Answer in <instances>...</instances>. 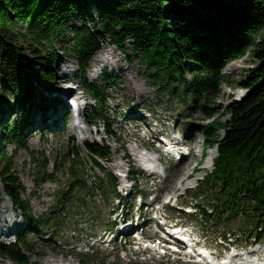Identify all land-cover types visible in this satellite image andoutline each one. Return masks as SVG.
Returning a JSON list of instances; mask_svg holds the SVG:
<instances>
[{
	"label": "trees",
	"instance_id": "trees-1",
	"mask_svg": "<svg viewBox=\"0 0 264 264\" xmlns=\"http://www.w3.org/2000/svg\"><path fill=\"white\" fill-rule=\"evenodd\" d=\"M19 24L23 31L16 29ZM16 38L27 43L32 57L28 58ZM56 41L66 44V50L76 57L79 67L74 77L83 79V89L96 101L85 104L87 124L98 126L108 114L105 90L111 87L112 77L103 74L100 83L87 77L92 59L105 45L123 49L130 43L159 97L180 96L181 105L201 102V111L213 117L208 125L198 126L204 132V155L216 148L217 156L212 171L198 182L192 195L195 215L203 220V227L239 223L250 238L264 233V0H0V74L4 88L14 94L22 92L20 113L25 99L33 94L31 77L36 81L53 79L56 59L49 49ZM244 46L252 47L258 65L239 82L246 90L243 97L215 116L210 102L224 79L222 69L244 54ZM187 74L193 80H188ZM228 114L230 118L223 120ZM7 128L8 142L27 147L19 124ZM107 132L112 133L110 129ZM86 150L98 165L99 159H110L109 147L102 142L87 143ZM66 154L64 166L71 188L86 189L77 166L80 150L69 148ZM11 156L0 154V207L6 194L22 210L29 227L58 226L71 217L60 214L63 204L65 200L69 205L80 202V195L76 198L75 193L66 192L57 198L56 208L33 215L22 200L24 190L13 172ZM31 158L36 178L44 177L40 175L46 168L44 161L34 154ZM58 158L54 155L55 169L61 166ZM109 178L111 187L105 189V195L111 205L118 196L117 177L109 173ZM29 244L27 235L19 233L14 243L0 246V256L29 264Z\"/></svg>",
	"mask_w": 264,
	"mask_h": 264
},
{
	"label": "rangeland",
	"instance_id": "rangeland-1",
	"mask_svg": "<svg viewBox=\"0 0 264 264\" xmlns=\"http://www.w3.org/2000/svg\"><path fill=\"white\" fill-rule=\"evenodd\" d=\"M72 21L79 23L76 18H73ZM16 29L23 31L24 27L19 24ZM16 43L26 49L25 54L28 58L32 57L30 50H27V43L21 39H18ZM65 45L56 41L54 46L49 49L56 59L53 79L36 81L34 77H31L33 94L25 99L26 102L23 103L25 109L21 113L19 110L22 92L14 94L12 90L4 88L0 74V154L5 152L9 156L12 155L10 161L13 165V172L24 190L22 200L32 209L35 217L56 208L57 198L61 193L62 195L65 192L75 193L76 198L80 195V202L69 205L68 200H65L60 214L62 216L69 214L71 217H66V219L62 217L65 222H61L58 226L51 223L43 227L38 224L29 227L27 223H24L25 215L22 210L18 209L10 197L3 194L0 207V246L14 243L19 233L26 234L30 243V249L26 251L29 264H47L46 260L52 257L59 259L64 264H189L181 261V258H186L183 255H178V258L175 259L174 256H160L157 250L142 249L134 235L129 234L131 227L122 234L120 231L117 232V229L122 227L121 224L113 223V220H117L119 223L126 222L125 224L136 223L141 210L145 212L141 217L143 220L147 215L149 217L155 215L154 209L160 208L162 213L171 216L168 223L179 220L187 223L193 231L199 234L201 244L210 247L218 254H223L228 250H226L225 244L242 246L246 242H257L258 244L252 249H260L258 258L264 259V235L254 241L255 238H250L239 223L226 227L211 224L202 227L203 220L196 217L194 204L190 203L194 200L191 195H194L198 182L213 169V165L209 169L204 168L214 148L208 149L202 158L205 139L204 132L198 127L208 125L213 117H207L201 111L199 108L201 102L195 106L190 102L187 104L182 102L181 105L180 96L173 97L166 94L159 97L155 86L150 84L148 77L144 75V68H142L144 65L141 64L139 57L133 54L130 43L125 44L123 49L114 45H105L97 55L110 52L116 62L96 67L101 63L98 59L95 60L96 55L90 63L87 77L92 81L97 80L98 83L101 82L103 74L112 77L111 87L105 90V105L108 114L106 120L98 123V126L87 124L82 115L85 104H96V101L88 93L84 94L85 99H83L82 93L85 91L83 79L77 78L74 82L68 79L75 76L79 66L76 57L66 50ZM251 50V46H244V54L235 57L223 67L224 79L210 102L215 110V116L233 100H240L245 94L246 90L240 86L239 82L249 74L252 67L258 65L251 55ZM95 67L99 68L98 73L93 71ZM63 77L69 82L61 85L60 80ZM187 78L193 80V76L190 74H187ZM70 87H73L71 88L73 92L67 95L69 101H79L76 111L78 120L74 116L72 108V112L66 115H55L53 112V115L42 120L44 123L41 125L42 128L37 127L36 119L32 118V111L37 108L35 105L40 103L41 109H46L48 100L44 95L48 91H51L48 95H52L59 93L60 90L66 91ZM29 105L31 110H28ZM140 110L144 115L142 117L148 123L154 124L153 130L148 128V123L134 121L131 111L140 112ZM73 116L78 128H75L71 123ZM229 118L230 114L224 116L223 120ZM12 123L19 124L22 142L27 147H19L14 142H8L5 133L8 131L7 127ZM81 127L87 132L85 138L81 133ZM107 129H110L112 133L109 134ZM157 129L170 134L171 138L176 137L178 143L188 144L189 147L192 144L195 151L192 153V150L190 155H185V159L179 162L171 161V155L165 152L166 155L162 156L158 162L160 164L157 168L158 173L151 178L150 172L139 171L142 161L138 162L139 159L137 160L135 152L138 151L140 155L144 156L145 153H151L153 156L159 155L158 152L152 153L157 144L161 147L164 146L153 136ZM188 131L191 134H187ZM95 141L102 142L110 150V159H99L100 165L86 150L87 143ZM150 143L153 149L149 147ZM69 148L80 150L77 166L82 170L80 176L83 183L86 184V189L78 191L76 186L71 188L69 171L64 166L68 159L66 153ZM32 154L36 158L40 157L46 164V168H42L40 174H44L42 178H36L37 173L34 160L31 158ZM54 155H58L59 163H61L58 169H55ZM128 156L131 159H128ZM147 164L144 163L143 167L149 170L152 166L149 167ZM185 164L189 165L186 171L183 169ZM195 165H197V169L193 172ZM125 171H129L133 178L127 183L123 176ZM188 172L191 174L190 178H183ZM109 173L118 177L116 192L123 196V202L119 206L121 210L116 212H112L113 207L111 206L113 205L115 208L118 200L113 199L110 205V199L105 195V189L111 187ZM48 175H52V177ZM49 177L53 181L49 180ZM121 180L124 186L126 184L127 186L121 187ZM0 186H2L1 179ZM191 188L194 190L189 193L188 190ZM140 190L144 193L152 192V195L141 197L138 195ZM169 195L175 197L170 204H167ZM155 196H158V204L153 203ZM176 197L179 205H175ZM140 201L144 202L141 208H139ZM173 204L176 207H173ZM183 204L185 208L180 206ZM54 213L58 214V212ZM73 213L75 216H72ZM48 214H52V212ZM108 229L111 232H108ZM223 234L227 236L224 245L221 244L223 240H220L224 239ZM89 235L96 237L89 238L88 244ZM144 235L148 238L158 237V227L153 221L149 223V229L144 231ZM0 264L18 263L8 257L0 256Z\"/></svg>",
	"mask_w": 264,
	"mask_h": 264
},
{
	"label": "bare ground",
	"instance_id": "bare-ground-1",
	"mask_svg": "<svg viewBox=\"0 0 264 264\" xmlns=\"http://www.w3.org/2000/svg\"><path fill=\"white\" fill-rule=\"evenodd\" d=\"M104 47V46H103ZM97 55V54H96ZM95 55V56H96ZM97 59H98V61L99 62H101L100 64H98V65H96V67H103V66H105V65H108V64H114L113 62H116V60L113 58V55L110 53V52H104V53H101V54H99V55H97V57L95 58V60L97 61ZM92 62V61H91ZM95 67V69L93 68V71H95L96 73H98V71H99V68H96ZM92 71V70H91ZM63 75V74H62ZM61 75V76H62ZM60 76V75H59ZM68 79H70V78H68ZM66 80V79H64V77L59 81L60 82V84L61 85H64V84H66L67 82H69V80ZM59 84V85H60ZM40 86H42V85H40ZM62 87V86H61ZM71 88H73V87H70L68 90H66V91H63V90H60L59 91V93H56V94H52V95H48V93L50 92L51 93V91H48V93H46V95H44L46 98H47V100H48V103H46L47 104V108L45 109H41V107H40V103L38 104V105H35V107H37L36 109H35V111H32V114H33V116H32V118L33 119H36V124H37V127H39V128H42V126L41 125H44V123L42 122V120H44V119H46V117H48L49 115H53L54 113L53 112H55V115L56 114H64V115H66V114H70L71 112H72V108H73V110H74V116H76V111H77V109H75V107H73V105H72V103L69 101V99H68V94H70L71 92H73V90H71ZM45 89V88H44ZM44 89H42V91H45ZM41 90V89H40ZM78 91V90H77ZM74 94V93H73ZM37 97V96H36ZM47 102V101H46ZM43 104H45V102H42ZM66 103H68V104H66ZM68 105V107H65V106H67ZM42 106H44V105H42ZM46 107V106H45ZM31 108V106L29 105V107H28V110H31L30 109ZM142 110H140V112L139 111H137V112H132L131 111V114L133 115V117H134V121H139V123H142V121L144 122V123H148V121L144 118V117H142V116H144V115H142V112H141ZM135 113V114H134ZM61 116V115H60ZM74 116L72 117V121H71V123H72V125L75 127V128H78L77 126V124H76V120H74ZM48 126V125H47ZM46 126V127H47ZM45 127V128H46ZM148 128H150V130H153L154 128H155V126H154V124H152V123H148ZM81 129V133L83 134V136H84V138H85V135H86V130H84V128H80ZM187 134L188 133H190V131H188V132H186ZM191 134V133H190ZM160 135H161V132L157 129V130H155L154 131V134H153V136L157 139V141H159V137H160ZM169 135V138H170V140H169V142L168 143H164V142H162L161 141V144H163L165 147H167V149H170L169 147H171L172 145H175V143L176 142H178L177 140H176V137H174V138H171L170 137V134H168ZM151 144V143H150ZM151 149H153V147H152V144L149 146ZM191 147L193 148H191V151H192V153L195 151V149H194V146L191 144ZM166 149V151H169V150H167ZM152 151V150H151ZM154 152H158L159 153V155L157 156H153L151 153H145L146 155L144 156V155H140V153L138 152V151H136L135 152V156L137 157V160H138V162L139 161H142V163L140 164V169H139V171L140 172H144V170L145 171H147V172H150V177L152 178V177H155L156 176V174L158 173V170H157V168H159V161L162 159V156H165L166 154H165V150H160L158 147L156 148L155 147V149H154V151H152V153L154 154ZM216 155H217V149H215L214 148V150H213V152H212V155L210 156V158L208 159V161H206V166L204 167V168H206V169H209V167L210 166H212L213 165V161H214V158L216 157ZM134 156V155H133ZM151 158H150V157ZM135 157V158H136ZM130 157L128 156V159H129ZM131 159V158H130ZM155 159V160H154ZM185 159V156L184 157H182L180 160H184ZM188 160V159H187ZM132 162V161H131ZM144 163L145 164H147L149 167L150 166H152L149 170L148 169H146V168H144L143 167V165H144ZM117 166V165H116ZM188 164H185L184 165V168L183 169H185L184 171H186V169L188 168ZM196 166L197 165H195V167L193 168V172L195 171V169H196ZM142 167H143V169H142ZM143 170V171H142ZM186 174V173H185ZM190 173L188 172L183 178H185V177H187V178H190ZM132 180H133V178H132ZM117 182H118V177H117ZM124 186V183L122 182V180H121V187H123ZM125 186H127V184L125 185ZM124 186V187H125ZM135 197V196H134ZM127 207H128V205H127ZM157 209H160V208H157ZM5 210H6V207H5ZM148 210H150V209H148ZM7 211V210H6ZM143 214H145V212L143 211V210H141V212H140V217H139V220L136 222V223H131V224H125L126 222H121V223H119L117 220H113V223H115V222H117L118 224H121V226L122 227H120V228H118L117 229V232L118 231H120L122 234L124 233V232H127L128 230H129V227H131V228H135V227H139V226H143V225H149V223H151L152 221H153V219H155V217L156 216H152V217H149L148 215L147 216H145V218L142 220L141 219V217H142V215ZM146 214H148V213H146ZM6 217V216H5ZM6 222H8V221H6ZM24 223H25V221H24ZM12 224V226H13V223H11ZM112 228H113V226H112ZM4 230H8V229H4ZM111 232V230L110 229H108V232ZM112 232H113V230H112ZM150 244H154V246H157V244H155V243H153V242H151ZM149 249V250H156V248H154L153 247V245H152V247L150 246H145V244L143 245V249ZM159 248H161L160 246H159ZM162 248H163V246H162ZM229 256H232V254L231 255H229ZM229 256H227V257H225V259L226 260H224L223 262H222V264H226L227 262H228V258H229ZM207 261H209V260H207ZM211 263L212 264H214V261L212 262V258H211ZM46 263L47 264H64V263H61L60 262V260L59 259H57V258H48L47 260H46ZM70 263V262H69ZM67 264V263H66Z\"/></svg>",
	"mask_w": 264,
	"mask_h": 264
}]
</instances>
